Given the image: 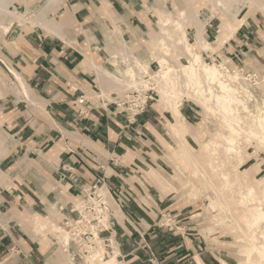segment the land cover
<instances>
[{"label":"crops","instance_id":"1","mask_svg":"<svg viewBox=\"0 0 264 264\" xmlns=\"http://www.w3.org/2000/svg\"><path fill=\"white\" fill-rule=\"evenodd\" d=\"M184 2L61 0L46 14L48 20L55 22V27L12 22L7 24L6 33L1 32L0 73L10 74L12 69L20 73L32 99L14 97L0 87V162L11 163L10 167L15 169L24 160L31 162L41 158L42 152L44 161L52 159V164L58 162L60 168L63 164L67 165L72 171L66 173L62 180L69 185L65 189L69 198L77 199L79 186L92 184L100 176L105 177V184L110 188L122 186L129 189L128 195L122 191L119 195L127 200L126 214L137 219L139 226L131 228L124 223L116 228L114 240L120 245V264H217L212 255L200 250V245L190 235L172 234L156 228L154 218L163 206L156 200L153 208H146L144 199L149 198L143 183L141 186L131 179V172L137 169L120 155V150L125 151L129 147L128 142H133L132 138L145 144L154 134L166 136L162 128L165 129L171 114L151 104L147 112L125 129L122 117L114 115L115 100L103 97L93 101L85 97L89 91L100 92L104 87V92L107 88L101 84L104 77L95 65H105L108 58L121 51L124 44L146 46L145 42L150 40L149 28L155 25L158 16L169 10H179ZM43 3L44 0L13 1L18 11L25 10L26 4L35 6L36 10ZM217 35L215 22L208 19L203 37L214 42ZM258 39L259 35L253 30L238 28L233 37L224 43L222 52L230 54L233 51L246 53L256 50ZM127 54L149 58L144 49ZM153 62L149 60L148 64ZM46 120L66 126L73 134H63L59 129L61 133H56L52 131L54 128L41 131L39 127ZM52 137L58 142L45 150L44 143ZM2 142H6L5 147H1ZM57 144H63V149L55 148ZM144 148L142 146L139 150ZM53 149L55 151L51 152ZM47 163L51 167V163ZM23 168L25 166H21ZM39 168L42 169L37 165ZM13 185L21 193L15 188L0 189V264H49L52 245L7 226L12 221L7 214L16 211L14 208L27 194L20 188L22 183L17 179L13 180ZM27 196L34 197L32 194ZM35 199L33 204L38 206L36 202L40 198ZM138 232L143 234L142 241ZM146 244L148 247H145Z\"/></svg>","mask_w":264,"mask_h":264},{"label":"rangeland","instance_id":"2","mask_svg":"<svg viewBox=\"0 0 264 264\" xmlns=\"http://www.w3.org/2000/svg\"><path fill=\"white\" fill-rule=\"evenodd\" d=\"M185 2L184 6H186ZM184 6L182 5V7ZM192 6L196 12L203 11L209 7L213 9V12L217 11L212 15H204L202 21L207 23L208 19L213 20L219 35L221 32L219 23L225 18L221 14L220 9L215 8L212 4L210 5V3L207 4L205 0H196L192 3ZM176 13L179 14V16L181 15L179 10H173L172 15L175 18L178 16ZM158 18L159 19L155 22V25H152L149 28L150 40L145 42L146 46L135 45L131 47L126 44L132 49L131 52L139 49H144L147 52L149 59L154 62L150 65L147 63L144 66H147V69L153 72H156L159 69L157 57L161 55L154 38L157 36L158 31L163 29L160 19L164 18V14L159 15ZM240 18H245V23L239 28L253 30L256 35H259L260 40L258 39L259 42L257 43L258 46L256 50L246 53L233 51L230 54H224L222 52L224 44L218 49H203L197 41H195L194 25L190 21H187L182 29L180 28L181 26L179 28L182 30L181 32H185L187 40L190 41L194 47L200 50L201 57L204 61L210 63L226 62L225 64L229 67L230 72H232V70L234 71V67H236L237 69L235 70H238L242 76H245V81H248L250 84L247 86L250 94L253 98L259 99L262 92L260 83L264 78V41H262L264 38V10L260 7H256L253 3H247L238 13L237 18L234 19L233 22L237 23ZM211 25L213 27V24ZM170 27L168 28L172 29L171 34L175 36L177 34L176 26L170 25ZM235 32L232 33L229 39L233 37ZM1 37L0 33V39ZM199 38L205 39L204 37ZM166 39L173 51H176L178 47L175 42L170 38ZM244 50L246 51V49ZM113 55L109 58L113 57ZM109 58L105 65H95L100 75H102L101 70L102 73L104 72L103 70L112 73L115 71L118 72L120 69L122 71L126 65L125 63H127H124V59H122V62L118 61V63L112 65L109 62ZM132 58L130 60H132ZM170 59H172L176 66L179 67L178 65L187 62L188 57L177 51L172 53ZM116 68L120 69L117 70ZM138 68L140 67L138 66ZM143 69L147 71L146 68L143 67ZM15 72L16 70L14 69H12L13 74H5L1 72L0 87L5 93L11 94L14 97L23 98L25 100L30 98L32 99L29 87L24 83L21 75L17 77ZM103 77L104 80L101 84L107 87L106 91L102 93L101 91L92 90L89 91V94L87 92L85 97L88 96V98L93 101H98L103 97H107L109 100L117 101L123 95L125 88L121 87L120 89H114L113 84L111 82L108 83L109 80L106 78L105 74H103ZM123 82H126L124 78ZM255 83H259V87ZM110 86L112 89L109 88ZM155 89L157 90V86ZM90 93L92 95H90ZM158 94L159 93H157L156 100H154L151 104H155L160 109L167 110V108H164L159 100L160 96ZM194 100L195 99L192 96H183L181 98V103L183 105L181 104L180 106L186 120V125L179 129L180 138L185 141L188 148L187 151H189L188 154L190 156L186 154L178 137L171 135L170 132L169 134L167 133L169 130L168 128H170L171 124L175 122L172 115L170 121H168L167 125L164 127L165 129L162 128L166 136L164 134L162 136H159V134L158 136L155 134L152 136L148 135L150 138L145 141V144H143L140 140L137 141L132 138L133 142H128L129 147L127 146L125 151L120 150V155H123V160L131 163V167H135L137 169L131 172V175H133L131 179L136 180V182L140 183L141 186L143 183V188L149 198V200L146 198L144 199L146 208H153L156 200H158V202H160L163 206L158 212V215L154 218L156 228L164 229L172 234L178 233L179 235H190L193 237L194 241L200 245V250L207 255H212L217 264H223L221 259L228 264H241L242 261L240 259L243 257L242 254L249 246V241L243 238L244 232L249 234L245 227L246 219H243V217L245 215H250L249 208L256 203L255 201L249 200V198L241 200L240 195L245 192L244 188H246L243 182L242 184H237L238 186L234 184L230 187L231 190H228L230 189L229 187L223 189L224 177L222 173H227L229 180H232L234 178V167H236V165L238 166L237 172H240L239 170L241 169L243 170L252 164H257L258 167L255 168L251 176V181L255 182L264 174V144H254V141L256 142V140L253 137L247 140L245 138V134L241 132V138L237 139V141L239 140L240 142H238L241 143L239 144L240 149H242L240 154L242 153V157L247 156L249 158L244 164L237 162L238 159L236 155L227 154L223 148L225 141L221 138V135L227 132L226 126L223 125L217 116L211 117V115L206 114L200 104ZM252 102L248 100V107L250 110L253 109ZM150 106L145 112L150 109ZM167 111L171 114L169 110ZM61 125L62 124H57V122L54 124L53 121L46 120L45 124L42 123L39 129L41 131H48L51 128H54L52 131H56V133H61L58 131L59 129L63 132V134H73V132L69 131V128H65L66 126ZM193 134L197 135V138H192ZM69 137L73 139L72 136ZM252 139L253 141H251ZM56 140L57 139L54 137H52L51 140L48 139L44 143V149L46 150L47 147L49 148V146H51ZM214 141H221L223 145L217 147V150L215 151H209V149L205 147L204 143L207 142L211 145ZM77 142H79V140ZM5 143L2 142L1 147H5ZM62 146L63 144L60 146L57 144L55 148H61ZM142 146H145V148L141 151L139 148ZM44 149H42V151ZM54 151L55 149L51 152ZM105 154L106 156H109V154ZM0 156H2V154H0ZM40 157L41 158L37 160H31V162L24 160L21 162L23 165L19 163L18 168L16 167L15 169L10 167V165H12L11 163L7 164L0 162V171L5 173L4 177L0 180V189L3 188L12 190L15 188L17 190V187L13 185V180L17 179L22 183L20 188L25 193L32 194L36 198L35 199L33 197V199L36 201L40 198V201L36 202L38 206H34L35 203L33 204V199L25 194V198H22L19 201V204L14 208V210H17L7 214L8 219L12 218V221H9L7 226H13L16 230L22 232L30 238L44 239L46 243L52 245L51 250L49 251V264H86L85 261H83L84 254L78 253V250L69 254L62 242H59L60 239L56 236V233H54V231H50L52 230L51 227H47L44 232H38V234L33 230L34 224L32 218L34 217L41 219L46 218L47 216L58 226H61V212L66 209L70 203L77 200L75 197L69 198L66 196L65 189L69 185L62 180L65 179L62 176L66 173H64L60 166H58V162L52 164V159L44 161L45 158L43 157L42 152ZM47 161L51 163V167ZM194 162H196V164ZM233 163H235L234 167ZM16 165L17 164H15V166ZM37 165H40L41 168L45 167L37 169ZM21 166H25V168L21 169ZM232 167L233 169H231ZM193 170H196L197 174H193ZM103 178L105 180V177ZM129 182H131V180H129ZM105 189L110 211L113 214L115 221L114 236L110 245L117 248L120 255V245H118L114 240L115 236H117L116 228L118 225L124 223L129 225L131 228H134V226L137 227L139 224H137V219H133L126 214L127 200L122 194L119 195L121 191L127 194L129 189L123 188L122 186L118 189H113L108 187L106 184L104 185V190ZM19 192L21 193V190ZM77 196L78 192L76 194V197ZM220 202H222V204L225 203L226 206L229 207L230 213H227L226 210L219 212L221 209ZM212 215H216L217 218H214ZM221 218L223 219L219 220ZM243 228L245 230H243ZM138 234L140 235V240L142 241L143 234H140L139 232ZM256 235L258 236L259 241L263 240L259 235L258 230L256 231ZM241 237L243 239H241ZM145 247H148V245L146 244ZM252 256V258H254L255 253H253Z\"/></svg>","mask_w":264,"mask_h":264},{"label":"bare ground","instance_id":"3","mask_svg":"<svg viewBox=\"0 0 264 264\" xmlns=\"http://www.w3.org/2000/svg\"><path fill=\"white\" fill-rule=\"evenodd\" d=\"M13 1L14 0H0V33H6L8 29L7 27L9 26L7 24L12 22H27L31 25L43 28L55 27V22L53 20H48L46 14L48 9L59 4L61 0H44L43 5L36 10L35 6L26 4V9L22 11L16 10ZM194 1L196 0H186V6H184L183 3L184 7L179 9L180 16L176 13L178 16H176V18L173 17V10H169L164 14V18L160 19L163 29L158 31L157 36L154 38V41L161 52V55L157 57L159 69L156 72L149 71L147 66H144L149 62V58L144 60L141 57L127 54V52H131L132 49L124 44L121 51L109 58V62L112 65L118 63V61L122 62V59H124V63H127H125L126 65L124 64L125 66L122 71L119 68L120 71L118 72L115 71L112 73L103 70L104 72L102 73L101 70V74L106 75V78L109 80V82H107H111L114 89H120L121 87L127 89L131 86L138 85L144 86L145 80L142 79L140 72H142V74H150L157 85V93H159L158 95L160 96L159 100L163 107L171 112V115L175 120L170 128H168L169 130L167 133L169 134L170 132L171 135L178 137L188 156L190 155L188 154L189 151H187L188 148L186 143L180 138L179 129L186 125V120L180 106L182 104L181 98L183 96H192L195 99L194 101H197L200 104L206 114L211 115V117L217 116L227 129V132L221 135V138L225 141L224 145L221 141H214L211 145L205 142V147L209 149V151H215L217 150V147L223 145L224 151H226L227 154H235L238 159L237 162L244 164L249 157H242V153L240 154L242 149H240L239 144L241 143H239L240 141L238 140V142L237 139L241 138V132L245 134L247 140L253 137L256 140V142L254 141V144H264V78L260 83L262 88L260 98H253L247 87L249 84L248 81H245V76H242L238 70H235L237 69L236 67H234V71L232 70V72H230L229 67L225 64L226 62L210 63L204 61L201 57L200 50L187 40L185 32H181V29L185 26L187 21H190L194 25L195 41H197L200 47L203 49H218L229 39V37H231L232 33L245 23V18H240L237 23L233 22V20L237 18L241 9L247 3H253L256 7H260L264 10V0H205L207 4L210 3V5L212 4L215 8H219L221 14L225 17L219 23L221 32L213 43L203 38L200 39L199 37H203V29L205 26L202 18L204 15H212L215 11L213 12L211 7H207L208 9L196 12L192 6ZM170 25L176 26L177 28V34L175 36L171 34L172 29H170ZM47 30L49 29L47 28ZM166 38H170L175 42L178 47L176 51H173ZM177 51L188 57L187 62L178 65L179 67H177L173 60L170 59L172 53ZM131 58L132 60H130ZM138 66L140 68H138ZM143 67L146 68L148 72L145 71ZM15 75L19 77L20 73L16 71ZM138 77L141 80H138ZM123 78L126 82H123ZM258 84L257 86L259 87ZM109 88L112 89L111 86ZM103 90L104 87H102L101 92H103ZM90 95L92 94L90 93ZM248 100L251 102L253 101L252 110L248 107ZM69 131L73 132L70 129ZM192 138H197V135L193 134ZM251 141H253V139ZM194 163L196 164V162ZM234 164L235 163H233V167ZM233 167L231 169H233ZM257 167V164H252L243 170H239L240 172H237L238 166L236 165V167H234L235 173L232 180H229L227 173H222L224 177L223 189L226 187L230 188L234 184H242L243 182L246 188H244L245 192L240 195L241 200L249 198V200L255 201L256 203L255 205L252 203L253 206L249 208L250 215H245L243 217V219H246L245 227L249 232V234L244 232L243 238L249 241V246L242 254L243 257L240 259L242 261L241 264H264V174L255 182L251 181V176ZM193 174H197V171L193 170ZM4 175L5 173L0 171V180ZM228 190H231V188ZM101 191H104V187L101 188ZM224 204L220 202L221 209L219 212L226 210L227 213H230L229 207ZM216 215L212 216L215 218ZM48 218L49 217L47 216L46 218L41 219H38L37 217L32 218L34 232L38 234V232H44L47 227H51L52 230L50 231L56 233V236L60 239L59 242H62L66 249H68L69 254L77 251L74 242L68 238L66 230L63 229L62 226H58L54 223L51 218ZM44 219H47L48 221ZM222 219L223 218L219 220ZM243 230L245 229L243 228ZM257 230L263 239L262 241H259V238L256 235ZM243 238L241 237V239ZM253 253H255L254 258H252ZM118 256L119 252L117 248L110 245V243L109 245L100 244L94 249L84 253L83 261H85L86 264H120ZM221 261L223 264H228L223 259H221Z\"/></svg>","mask_w":264,"mask_h":264},{"label":"built area","instance_id":"4","mask_svg":"<svg viewBox=\"0 0 264 264\" xmlns=\"http://www.w3.org/2000/svg\"><path fill=\"white\" fill-rule=\"evenodd\" d=\"M140 74L145 80V85L125 89L123 95L114 101V112L122 117L125 127L134 124L137 118L156 100L155 81L148 73L140 72ZM138 80L141 79L138 77ZM61 170L64 173H71L72 168L63 164ZM104 185L103 177H97L92 184L80 185L77 200L61 212V226L66 230L68 238L74 242L80 254L100 244L108 245L113 239L115 221L110 211L106 189L101 191Z\"/></svg>","mask_w":264,"mask_h":264}]
</instances>
